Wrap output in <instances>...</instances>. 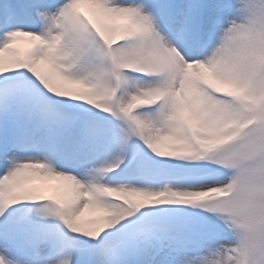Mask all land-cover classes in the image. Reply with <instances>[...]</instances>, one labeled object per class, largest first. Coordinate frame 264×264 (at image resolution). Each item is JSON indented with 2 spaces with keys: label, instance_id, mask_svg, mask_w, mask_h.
I'll return each mask as SVG.
<instances>
[{
  "label": "snow or ice",
  "instance_id": "snow-or-ice-1",
  "mask_svg": "<svg viewBox=\"0 0 264 264\" xmlns=\"http://www.w3.org/2000/svg\"><path fill=\"white\" fill-rule=\"evenodd\" d=\"M0 264H264V0H0Z\"/></svg>",
  "mask_w": 264,
  "mask_h": 264
}]
</instances>
